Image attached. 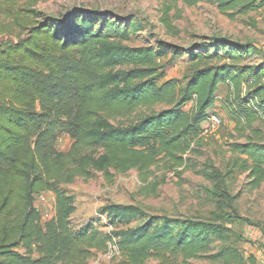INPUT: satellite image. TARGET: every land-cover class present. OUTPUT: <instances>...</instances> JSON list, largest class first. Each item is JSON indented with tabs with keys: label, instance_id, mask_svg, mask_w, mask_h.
<instances>
[{
	"label": "trees",
	"instance_id": "1",
	"mask_svg": "<svg viewBox=\"0 0 264 264\" xmlns=\"http://www.w3.org/2000/svg\"><path fill=\"white\" fill-rule=\"evenodd\" d=\"M46 1L0 0V264H87L112 244L121 264L151 259L167 264L178 256L255 264L230 245L228 215L212 221L164 218L155 224L150 219L117 229L116 223L143 214L135 206L107 205L101 215L109 232L90 225L76 231L71 225L75 200L61 187L97 173L111 177V171L135 170L147 181L159 163L183 171L191 163L188 155L197 153L202 125L221 88L224 107L242 131L256 122L264 125V68L240 64L258 50L213 39L204 45L205 55L186 52L194 65L189 78L158 85L164 44L157 50L130 47V33L140 31L132 22L120 27L78 10L48 18L35 8ZM162 1L166 29H173L170 4L206 2L225 15L264 6V0ZM61 134L73 140L65 153L54 148ZM252 134L255 138L230 146L231 167L247 173L257 188L264 183V140L258 130ZM40 193L54 196V216L45 223L34 206Z\"/></svg>",
	"mask_w": 264,
	"mask_h": 264
},
{
	"label": "rangeland",
	"instance_id": "2",
	"mask_svg": "<svg viewBox=\"0 0 264 264\" xmlns=\"http://www.w3.org/2000/svg\"><path fill=\"white\" fill-rule=\"evenodd\" d=\"M162 0H47L35 8L48 18L64 17L69 11L78 10L88 15L111 19L117 26L135 23L140 31L130 33L127 43L130 47H166L165 55L158 60L164 68L163 77L156 82L162 85L168 80L189 78L194 66L186 52L207 54L204 47L216 38H228L243 46H252L257 54L245 56L241 65L261 66L264 68V6L245 14H221L215 5L200 2L193 7L182 3L170 4L169 22L173 29H166L161 18L166 10ZM176 50L179 56L173 57ZM209 55L213 56L212 53ZM209 61H218L217 59ZM208 63V62H207ZM225 89L221 88L217 102L210 110L219 120L213 129L203 127L197 153L188 155L190 167L168 170L163 163L152 168L147 181L131 170L125 174L110 172L111 177L97 173L89 180L76 179L61 189L75 200V212L71 225L79 230L88 225L101 232H109L110 225L101 210L107 205L135 206L142 212V218H132L128 222L116 223L117 229L134 228L154 219V224L162 219L212 221L215 215H228L224 225L229 228L230 245L236 248L245 260L264 264V183L257 188L250 185L247 173L233 169V155L230 146L244 143L258 130L264 140V125L256 122L251 129L244 131L231 119L224 107ZM163 107H157L161 110ZM165 108V107H164ZM73 140L61 134L54 143L56 151L67 152ZM181 171V172H180ZM177 172H180L177 174ZM207 173L214 174L213 177ZM155 189L149 193L148 186ZM225 193L228 199H223ZM34 206L45 223L54 216V196L40 193L34 198ZM122 258L115 245L107 252L95 253L87 264H121ZM146 264H164L151 259ZM167 264H225L213 262L205 257L186 259L178 256Z\"/></svg>",
	"mask_w": 264,
	"mask_h": 264
},
{
	"label": "built area",
	"instance_id": "3",
	"mask_svg": "<svg viewBox=\"0 0 264 264\" xmlns=\"http://www.w3.org/2000/svg\"><path fill=\"white\" fill-rule=\"evenodd\" d=\"M219 125V120L215 115H211L206 122H204V128L213 129Z\"/></svg>",
	"mask_w": 264,
	"mask_h": 264
},
{
	"label": "crops",
	"instance_id": "4",
	"mask_svg": "<svg viewBox=\"0 0 264 264\" xmlns=\"http://www.w3.org/2000/svg\"><path fill=\"white\" fill-rule=\"evenodd\" d=\"M204 126V123H203V125H202V127Z\"/></svg>",
	"mask_w": 264,
	"mask_h": 264
}]
</instances>
